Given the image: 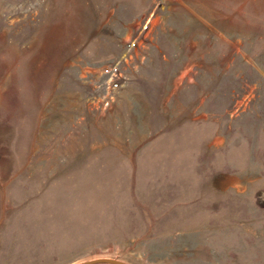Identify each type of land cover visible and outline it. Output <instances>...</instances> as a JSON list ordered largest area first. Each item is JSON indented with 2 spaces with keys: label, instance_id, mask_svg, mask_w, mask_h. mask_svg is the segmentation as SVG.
<instances>
[{
  "label": "rangeland",
  "instance_id": "obj_1",
  "mask_svg": "<svg viewBox=\"0 0 264 264\" xmlns=\"http://www.w3.org/2000/svg\"><path fill=\"white\" fill-rule=\"evenodd\" d=\"M98 258L264 264V0H0V264Z\"/></svg>",
  "mask_w": 264,
  "mask_h": 264
},
{
  "label": "water",
  "instance_id": "obj_2",
  "mask_svg": "<svg viewBox=\"0 0 264 264\" xmlns=\"http://www.w3.org/2000/svg\"><path fill=\"white\" fill-rule=\"evenodd\" d=\"M98 262H109V263H114V264H127L125 262H122V261L114 259V258H98V259L89 260V261L78 263V264H94V263H98Z\"/></svg>",
  "mask_w": 264,
  "mask_h": 264
}]
</instances>
